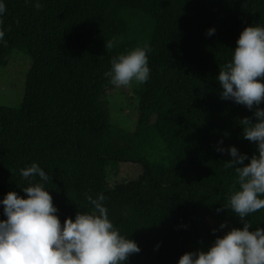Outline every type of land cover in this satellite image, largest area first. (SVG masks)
Instances as JSON below:
<instances>
[{
    "label": "trees",
    "instance_id": "trees-1",
    "mask_svg": "<svg viewBox=\"0 0 264 264\" xmlns=\"http://www.w3.org/2000/svg\"><path fill=\"white\" fill-rule=\"evenodd\" d=\"M4 2L0 66L15 50L32 65L20 107L0 105V200L10 191L26 198L20 170L34 162L53 178L47 187L62 224L94 210L86 194L102 193L110 219L141 248L128 264H178L223 236L213 234L221 223L243 227L230 209L217 213L237 174L216 146L223 139L256 154L239 124L252 112L221 100L216 77L241 32L264 25V0H39V9L37 0ZM145 45L150 78L122 90L138 103L135 124L124 129L109 109L121 87L105 73L114 57ZM123 164L142 172L128 179ZM248 219L264 227V209Z\"/></svg>",
    "mask_w": 264,
    "mask_h": 264
},
{
    "label": "clouds",
    "instance_id": "clouds-1",
    "mask_svg": "<svg viewBox=\"0 0 264 264\" xmlns=\"http://www.w3.org/2000/svg\"><path fill=\"white\" fill-rule=\"evenodd\" d=\"M35 7H41L39 0ZM5 12L6 4L0 0V17ZM215 32L213 27L206 34L211 37ZM4 37L5 31L0 28V43H6ZM236 44L231 61L220 68L216 79L221 100L246 106L252 112L239 124L243 138L256 144L257 153L249 156L235 145L224 147L223 139L218 142L216 151L230 155L225 168H235L237 179L227 204L217 213L230 209L243 227H233L217 236L206 251L185 253L178 264H264V227L253 229L248 219L264 209V81L258 79L264 77V25L246 27ZM150 51L145 45L114 57L105 76L116 87L146 83L151 71ZM229 135L225 133V137ZM20 175L29 184L20 187L26 198L10 191L0 200L6 217L0 219V264H128L129 257L141 251L138 243L123 236L110 219L102 193L95 197L86 194L94 210L78 211L75 219L69 216L62 224L51 188L47 187L53 178L35 162L22 168ZM225 229L227 222L213 229V234Z\"/></svg>",
    "mask_w": 264,
    "mask_h": 264
},
{
    "label": "rangeland",
    "instance_id": "rangeland-1",
    "mask_svg": "<svg viewBox=\"0 0 264 264\" xmlns=\"http://www.w3.org/2000/svg\"><path fill=\"white\" fill-rule=\"evenodd\" d=\"M31 65L32 60L25 52L15 50L10 56L9 65L0 66V105L20 107L24 99L27 74ZM135 86L136 83L134 82L133 87ZM120 89L109 97L112 119L121 128H132L137 118L135 108H137L138 103L125 93L128 91L126 87L121 86ZM121 166L122 175L128 176V179L132 178L134 171L142 172L139 166L132 164Z\"/></svg>",
    "mask_w": 264,
    "mask_h": 264
}]
</instances>
